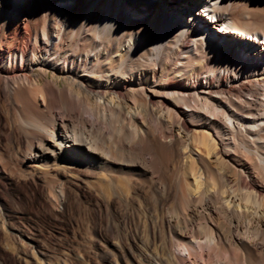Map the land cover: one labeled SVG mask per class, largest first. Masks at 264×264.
Segmentation results:
<instances>
[{"label":"bare ground","instance_id":"1","mask_svg":"<svg viewBox=\"0 0 264 264\" xmlns=\"http://www.w3.org/2000/svg\"><path fill=\"white\" fill-rule=\"evenodd\" d=\"M0 264H264V0H0Z\"/></svg>","mask_w":264,"mask_h":264}]
</instances>
